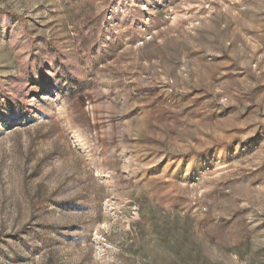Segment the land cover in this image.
I'll return each instance as SVG.
<instances>
[{
  "label": "rangeland",
  "instance_id": "rangeland-1",
  "mask_svg": "<svg viewBox=\"0 0 264 264\" xmlns=\"http://www.w3.org/2000/svg\"><path fill=\"white\" fill-rule=\"evenodd\" d=\"M0 264H264V0H0Z\"/></svg>",
  "mask_w": 264,
  "mask_h": 264
}]
</instances>
